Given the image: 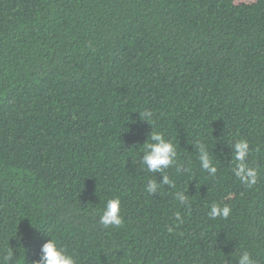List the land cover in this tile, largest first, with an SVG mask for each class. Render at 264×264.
Instances as JSON below:
<instances>
[{
    "label": "trees",
    "instance_id": "trees-1",
    "mask_svg": "<svg viewBox=\"0 0 264 264\" xmlns=\"http://www.w3.org/2000/svg\"><path fill=\"white\" fill-rule=\"evenodd\" d=\"M145 111L177 145L164 173L142 164ZM51 236L77 264H264V0H0V264H35Z\"/></svg>",
    "mask_w": 264,
    "mask_h": 264
},
{
    "label": "clouds",
    "instance_id": "clouds-1",
    "mask_svg": "<svg viewBox=\"0 0 264 264\" xmlns=\"http://www.w3.org/2000/svg\"><path fill=\"white\" fill-rule=\"evenodd\" d=\"M141 119L148 120L153 125V131L151 132L148 140L143 144V156L142 164L145 166L148 172H163L174 166L177 163V145L171 140L167 139L165 135L154 128V122L152 121V113L145 111L141 112ZM234 155L233 161L235 167L233 172L237 179L251 187L257 181L259 171L256 168L249 167L247 158L249 152V142L247 139H241L233 144ZM198 159L203 170L210 175L215 176L217 173V166L213 161V158L203 143L198 145ZM175 181L164 174L163 180L158 183L156 180L149 179L146 184V191L149 194H154L158 190L162 189L164 185L174 186ZM177 199L181 203H187V197L184 193H177ZM230 207L224 205L221 207L219 204H213L208 213L212 219L227 218L230 215ZM176 220L178 223H182V219L179 213L176 214ZM99 223L105 228L109 227H122L124 218L121 214V200L119 197L109 199L100 215ZM13 253L9 251L4 257V261L7 262L12 258ZM35 264H77L76 258L69 254L59 242L51 236V239L47 240L41 248V257L35 261ZM238 264H256L255 259L252 257L249 251H244L239 255Z\"/></svg>",
    "mask_w": 264,
    "mask_h": 264
}]
</instances>
